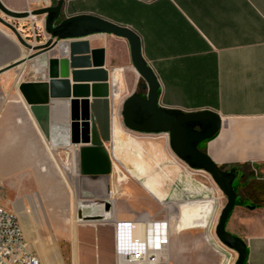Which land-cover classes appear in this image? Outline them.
Segmentation results:
<instances>
[{
  "label": "crops",
  "instance_id": "1",
  "mask_svg": "<svg viewBox=\"0 0 264 264\" xmlns=\"http://www.w3.org/2000/svg\"><path fill=\"white\" fill-rule=\"evenodd\" d=\"M0 1L10 10L23 11L39 0ZM63 14H94L133 29L140 36L144 60L157 77L160 104L183 112L213 111L221 118L218 134L201 149L225 171L250 165L242 169L248 173L236 184L233 210L237 215L229 218L226 228L246 243V264H264V0H64ZM115 39L120 38L106 34L88 38L90 49L104 48L103 68L112 88L121 84L122 71L116 63ZM14 49V35L0 27V68L15 60ZM30 63L16 67L19 82L43 80L35 66L31 78H25ZM9 72L0 74V89ZM67 81L73 84L70 74ZM118 97L113 91L110 116L119 106ZM18 99L13 102L22 104L26 120L62 174L52 152L56 147L48 143ZM16 122L24 125L21 118ZM72 148L66 151L71 153ZM160 148L143 146L134 151L137 155L132 154L130 162V172L145 180L143 190L157 203L144 199L147 208L136 211L128 208L132 202L111 195L106 199L113 202L111 208L101 198L93 203L103 207H85L71 222H56L51 232L54 244L43 247L28 234L25 239L40 264H231L233 251L218 242L216 222L208 227L207 220L195 227L190 206L173 209V203L153 193L162 190L168 174L156 172V164L143 154L149 152L155 158ZM100 149L110 163L107 143ZM31 168L47 172L39 160L34 159ZM64 169L73 186L71 160Z\"/></svg>",
  "mask_w": 264,
  "mask_h": 264
},
{
  "label": "water",
  "instance_id": "2",
  "mask_svg": "<svg viewBox=\"0 0 264 264\" xmlns=\"http://www.w3.org/2000/svg\"><path fill=\"white\" fill-rule=\"evenodd\" d=\"M63 5L64 0H55L52 6L13 11L0 1V12L12 19L45 16L46 38L38 44L26 43L16 27L0 17V24L28 52L1 67L0 74L29 61L41 68L39 74L43 80L20 82L18 92L45 139L56 148L73 147L69 159L72 173H77L78 163L82 162L85 174L108 176L111 162L103 158L100 147L110 141L111 81L103 68L104 48L90 49L88 38L106 34L125 40L132 68L142 79L140 88L145 93H132L122 102L123 127L136 133L167 134L169 147L178 160L190 169H200L209 175L226 198L214 225V234L220 244L236 253L233 264H246V243L226 228L237 202V170L220 169L201 149L218 134L221 118L208 110L183 112L163 107L159 102L157 77L142 56V42L137 32L94 14L62 16ZM69 74L71 85L67 81ZM95 122L103 129L102 137L96 134ZM98 206L102 204L85 205L86 208Z\"/></svg>",
  "mask_w": 264,
  "mask_h": 264
},
{
  "label": "rangeland",
  "instance_id": "3",
  "mask_svg": "<svg viewBox=\"0 0 264 264\" xmlns=\"http://www.w3.org/2000/svg\"><path fill=\"white\" fill-rule=\"evenodd\" d=\"M54 3L55 0L33 1L27 9H39L52 6ZM0 17L15 26L22 39L28 44H34L32 26L35 29V44L43 42L46 38L45 16H37L34 19H12L0 12ZM28 20H31V27ZM0 27L12 36L9 29L2 24ZM14 40L15 59L25 56L27 50L17 42L16 38ZM113 49L116 54V63L122 70L119 77L121 84L112 88V93L115 91L119 96V106L115 114L112 113L110 116L112 125L110 123V143H107L108 151L111 152L109 180L113 196L119 200L132 202L128 208L136 211L146 209L147 201L157 203L143 190V187L147 186L139 178L140 176L137 177L130 172V162L135 150L143 146H160V153H156L155 158L149 152L143 155L148 162L156 164H153L156 166V170L168 174L162 184V190L168 195L166 203H173V209L178 206H190L192 212L189 217H191L192 224L195 221V227L206 223L207 220H209L208 227L211 226L213 221L216 222L219 211L226 203V198L209 175L206 172L200 173L187 169L186 165L172 153L167 134L136 133L123 127L120 115L122 102L132 93L144 95L145 91L140 88V84L143 83L142 79L132 68L127 43L121 39H115ZM32 69L33 63H30L27 66L25 78H31L30 71ZM18 74L16 68L11 69L8 77L2 82L3 89H0V96L5 98L0 113V206L16 215L25 237L29 234V237L37 244L46 247L48 243L53 242L54 244L51 232L54 230L55 223L71 222L74 214L77 213L78 201L74 196L69 171L64 169L69 164L71 153L62 148L52 151L56 163L61 168V174L50 159L35 128L30 121L26 120L28 117L22 104L13 102L18 101V96L20 97ZM22 80L24 79H21V82H23ZM17 118L24 121L23 126L16 122ZM119 150H123V152L119 154ZM34 159L39 160L41 165L47 167L46 173L41 172L40 174L38 173L40 168L37 170L31 168V162ZM13 165L18 168H13ZM174 166L179 169L177 175L174 172ZM122 174L125 178L122 181H117ZM140 174L139 172L137 175ZM183 181H187L188 185L182 184ZM153 193L159 194L155 191ZM161 198L166 200L164 197ZM144 199L147 200L146 203ZM235 211L232 209L229 218L237 215ZM202 216L204 217L202 218ZM207 229L210 230V228ZM232 258L231 264L236 260V253L233 252Z\"/></svg>",
  "mask_w": 264,
  "mask_h": 264
},
{
  "label": "built area",
  "instance_id": "4",
  "mask_svg": "<svg viewBox=\"0 0 264 264\" xmlns=\"http://www.w3.org/2000/svg\"><path fill=\"white\" fill-rule=\"evenodd\" d=\"M31 29L35 44V29L33 26ZM37 36L39 37V34ZM4 102L5 98L0 96V113ZM187 169L190 170L189 167ZM192 171L204 172L200 169ZM0 264H40L39 258L29 249L16 215L2 206H0Z\"/></svg>",
  "mask_w": 264,
  "mask_h": 264
},
{
  "label": "flooded vegetation",
  "instance_id": "5",
  "mask_svg": "<svg viewBox=\"0 0 264 264\" xmlns=\"http://www.w3.org/2000/svg\"><path fill=\"white\" fill-rule=\"evenodd\" d=\"M95 128H96V134L98 137H102L103 129L100 130L98 127V124L95 122ZM108 128V125L106 123V129ZM110 167V166H109ZM232 168H229L230 170ZM244 168L237 170V180L238 182L241 180L242 174H247L248 171L243 173ZM226 170V171H228ZM77 173H73V189H74V196L76 197L78 203H77V212L81 213L83 207L85 205L91 204L95 201H99L101 198L110 199L112 194V190L110 188V173L108 176L104 175H93V174H85L84 173V165L82 162L78 163L77 167ZM97 178V179H95ZM99 179V180H98ZM96 180L98 182L96 183ZM108 202V201H106ZM109 208H111V205L113 206V202L106 204ZM253 207V204L250 205Z\"/></svg>",
  "mask_w": 264,
  "mask_h": 264
},
{
  "label": "bare ground",
  "instance_id": "6",
  "mask_svg": "<svg viewBox=\"0 0 264 264\" xmlns=\"http://www.w3.org/2000/svg\"><path fill=\"white\" fill-rule=\"evenodd\" d=\"M30 19H32V18H30ZM15 38V37H14ZM35 68L36 69H41V68H39V67H37V65H35ZM134 70V69H133ZM135 71V70H134ZM136 72V71H135ZM137 74V73H136ZM138 75V74H137ZM111 89H112V85H111ZM111 95H112V91H111ZM20 99L22 100V98L20 97ZM111 99V98H110ZM23 101V100H22ZM24 103V102H23ZM25 104V103H24ZM26 105V104H25ZM27 107V106H26ZM27 112L30 114V112L28 111V107H27ZM31 116V115H30ZM109 121H110V119H109ZM111 123V122H110ZM150 141V140H149ZM109 143H110V141H109ZM165 153V152H164ZM165 160V159H164ZM170 166V165H169ZM185 166V165H184ZM163 167V166H162ZM174 168V170H176V172H175V174L177 175V174H179V169L176 167V166H174L173 167ZM156 172H159L158 170H155ZM125 178V176L122 174L120 177H119V179H117V181H122L123 179ZM175 180V179H174ZM185 180V179H184ZM142 181H144L145 182V180H143L142 179ZM170 182V181H169ZM146 183V182H145ZM182 184H185L186 186L188 185V182L187 181H183V183ZM189 187V186H188ZM187 187V188H188ZM168 188V187H167ZM186 188V189H187ZM191 191V190H190ZM156 192H158L159 194L158 195H160L161 197H164V198H166V199H168V195L166 194V193H164V191L163 190H159V191H156ZM193 192V191H192ZM83 208H85V207H83ZM29 212V211H28Z\"/></svg>",
  "mask_w": 264,
  "mask_h": 264
},
{
  "label": "trees",
  "instance_id": "7",
  "mask_svg": "<svg viewBox=\"0 0 264 264\" xmlns=\"http://www.w3.org/2000/svg\"><path fill=\"white\" fill-rule=\"evenodd\" d=\"M247 166H250L249 164H244V165H234V166H231L230 168H238V169H241V168H244V167H247ZM220 169H223V167H219Z\"/></svg>",
  "mask_w": 264,
  "mask_h": 264
}]
</instances>
